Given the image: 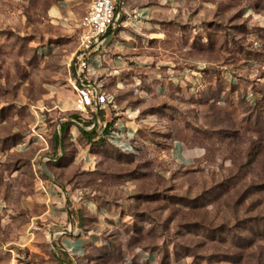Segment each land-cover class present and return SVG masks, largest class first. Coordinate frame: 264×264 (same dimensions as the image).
I'll return each mask as SVG.
<instances>
[{"label":"rangeland","instance_id":"obj_1","mask_svg":"<svg viewBox=\"0 0 264 264\" xmlns=\"http://www.w3.org/2000/svg\"><path fill=\"white\" fill-rule=\"evenodd\" d=\"M90 2L0 0V264L66 260L51 222L58 190L83 228L97 230V208L103 223L116 217L81 264L141 252L155 264H264V0H126L117 39L130 50L93 82L113 97L97 126L128 123L135 154L79 130L97 117L75 111L73 85ZM174 139L200 156L177 163Z\"/></svg>","mask_w":264,"mask_h":264},{"label":"built area","instance_id":"obj_2","mask_svg":"<svg viewBox=\"0 0 264 264\" xmlns=\"http://www.w3.org/2000/svg\"><path fill=\"white\" fill-rule=\"evenodd\" d=\"M122 6V0H91L89 8L79 22V44L74 56L76 68L73 74L76 91L75 111H97V117L92 119V123L84 126L86 130H91L99 123V111L107 110L113 105V97L106 93L100 84L93 82L95 71L90 63L92 59L103 63L102 48L107 35L113 34L121 26L120 16L125 13ZM141 15V12H136L134 17L138 16L137 19H140ZM104 125L103 121L100 126ZM106 141L124 153L137 152L133 129L122 123L115 121L114 127L106 134ZM124 264L131 263L126 259Z\"/></svg>","mask_w":264,"mask_h":264},{"label":"crops","instance_id":"obj_3","mask_svg":"<svg viewBox=\"0 0 264 264\" xmlns=\"http://www.w3.org/2000/svg\"><path fill=\"white\" fill-rule=\"evenodd\" d=\"M125 2L126 0H122V10L123 12H128L129 9H125ZM150 7L151 6H143L141 10H139L143 18L147 17L150 13ZM119 30L120 27L117 31ZM117 31L113 34L109 33L105 39V44L102 48L104 52L103 63L95 59L91 60V67L97 75L102 74L107 69V66L110 67V75L118 74L121 66L124 64V58L121 55H126L130 48L126 44H119V40L117 39L119 34ZM114 52H118L120 55H116ZM157 83V90H159V86H162L164 83L160 81ZM122 125L131 128L128 123ZM200 152V149L197 147H186L179 139L172 140L170 144V153L173 159L184 166L192 164L195 159L200 156ZM58 192L59 190L55 191L53 196L55 203L53 205L51 222L55 227L53 232L55 243L58 249L66 256V260L62 262V264H81L82 261L89 263L95 256L89 255L87 247L90 245L99 247L104 244L102 230L106 228L105 225L109 228L116 226V217L113 216L107 219L106 223H103L101 221V214L98 213L106 211V214H108L109 212L107 209L103 210L97 208V230L83 228L76 223L74 219L71 220V218L68 217L67 208L64 207V193L59 195ZM89 210L92 211L91 209ZM128 260L131 264H155L153 256L146 252L137 253Z\"/></svg>","mask_w":264,"mask_h":264},{"label":"trees","instance_id":"obj_4","mask_svg":"<svg viewBox=\"0 0 264 264\" xmlns=\"http://www.w3.org/2000/svg\"><path fill=\"white\" fill-rule=\"evenodd\" d=\"M103 112H104L103 110L99 111L98 115H99V113L103 114ZM76 115H74L73 118L79 119V117ZM91 123H92V119L85 122V124L83 126L89 125ZM114 123H115V121L110 120V121H106L104 127H101L100 129L97 126V124H95L91 130L86 131L85 128H80L79 130L88 139H92L93 137H97L98 140L106 141V134L109 132L110 129H112L114 127ZM69 124L70 123H68V122L61 124V126H60L61 132L64 131L66 126ZM53 140H54L53 150H57L61 145L60 134L57 132H54ZM126 154H129V153H126ZM79 225H80V223H79Z\"/></svg>","mask_w":264,"mask_h":264}]
</instances>
